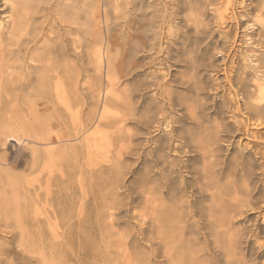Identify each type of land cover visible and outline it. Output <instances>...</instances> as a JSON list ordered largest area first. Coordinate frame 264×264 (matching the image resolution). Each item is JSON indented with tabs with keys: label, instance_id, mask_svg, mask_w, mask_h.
Instances as JSON below:
<instances>
[{
	"label": "bare ground",
	"instance_id": "obj_1",
	"mask_svg": "<svg viewBox=\"0 0 264 264\" xmlns=\"http://www.w3.org/2000/svg\"><path fill=\"white\" fill-rule=\"evenodd\" d=\"M42 1L2 0L0 227L2 223L24 236L29 217L37 225L40 205L51 196V182L64 177L60 169L70 158L80 156L83 169L96 165L101 171L104 159L110 165L105 184L111 180L117 190L125 188L122 167L131 159L134 178L128 191L134 205L128 210L147 228L142 231L149 253L130 264H264L260 253L264 198L259 199L260 194L264 196V169L256 165L249 146L229 155L222 150L237 128L231 123L236 114L242 113L249 121L264 118L262 36L252 42L261 44L262 54L244 57L237 69L229 68L224 58L221 67L212 61L217 48L209 22L227 21L232 0H225L224 5L217 3L220 0H92L90 16L100 45L94 54L93 74L88 69V52L94 49L87 52L85 45L90 42L84 44L82 34L86 25L94 24L84 19L88 23L83 22L84 30L75 29L91 9V0H54L50 7L59 27L83 37L79 47L70 38V45L79 50L73 49L78 53L74 57L68 44L54 36L56 24L46 25ZM112 2L115 39L109 30L105 36L102 30V25L111 26L106 6ZM104 5L101 15L99 8ZM250 6L245 7L246 13L257 14L253 21L264 33L263 9ZM160 67L171 76L160 74ZM216 70L225 75L224 86L218 78L212 80ZM107 125L114 128L112 133L105 132ZM112 137H118L120 144L114 145ZM68 198L67 193L59 200L64 203ZM86 198L87 192L81 191L82 220ZM121 203L114 201L109 209L121 206L123 210ZM261 209L262 222L250 226L248 216ZM107 215L111 230L119 216ZM128 234L121 235L127 250L131 245ZM8 250L0 245V264L3 256L16 253Z\"/></svg>",
	"mask_w": 264,
	"mask_h": 264
},
{
	"label": "rangeland",
	"instance_id": "obj_2",
	"mask_svg": "<svg viewBox=\"0 0 264 264\" xmlns=\"http://www.w3.org/2000/svg\"><path fill=\"white\" fill-rule=\"evenodd\" d=\"M46 1L47 0L45 1L43 0L41 2L42 5H40L41 3H39V5L42 8L44 7V9L49 11V12L46 11V18H45V20L47 19L46 25L52 26L56 24L57 26L58 25L60 26L58 17H57V20H58L57 21L56 17L53 16V19H52V15L50 14V10H51L50 7H53L55 4L54 0L52 1L48 0L49 3L48 1L47 2ZM51 2H52V5L50 4ZM92 2L94 1L91 0L88 2V7L91 6V9L89 8L90 11L86 8L88 10L87 12L88 14L85 17H89V18L84 17L83 19H81L79 21L80 23H78L75 26L76 27L75 29L81 27L82 30H84L85 24H88L87 22H85V20L88 21V19H89V22H91V24H94L90 16V13L93 10L92 4H91ZM217 3L218 4L220 3V5H224L225 0H220ZM43 4H45V6H43ZM249 4L251 5L250 9H254V7H260L264 11V0H232V5H233L231 6L232 12H230V15L227 17L228 19L227 21L224 20L220 24L214 23L213 21H211L212 23L209 22V29L213 30L212 32H214L212 41L215 45V48H217L216 49L217 51L215 50L214 52V58L212 60L215 67L216 66L221 67L222 66L221 63L224 58L225 60H227L228 66L230 65L229 68H232V70H234L235 68L237 69L239 67L238 64L242 62L244 57L248 58L254 55L260 56V54H262L263 50L262 48H260L261 44L260 45L256 44L257 46H255L252 44V42H255L257 38H259L257 37L259 35L262 36L260 38L261 39L260 41L263 42L264 33L261 32V30H259V29H262L261 27H259L260 25L254 22L256 19L255 15L257 14L255 13L254 15L252 13L253 11H251L250 14L246 13L245 7L249 6ZM104 7L105 5L102 7L100 6L99 8V10L101 11V15L104 14ZM35 8H36V5H35ZM106 8L110 15V19H111L110 25L111 26L110 28L105 29V25H102V28H103L102 30L104 32V36H105L106 30H109L110 35L113 37V39H115L114 37L115 35H117V33L115 32L116 30H114L116 29V26H114L115 25L114 13L112 12L114 11L113 2L108 7L106 6ZM47 13L49 14V16ZM2 14L4 15V6H3L2 0H0V20L4 17ZM241 15L243 16L246 15V16L243 17ZM262 19H264V17ZM83 22H85V24ZM251 23L252 25L256 23L255 25L252 26L254 29H252L250 25ZM56 25L53 26L55 27L54 32L57 29V32L54 33L55 34L54 36L55 37L57 36L56 38L59 42H63L65 45L68 44L67 45V47H69L68 50L71 49L70 52L72 51L71 53H73L72 57L78 54L74 52L79 51V50H76V48L79 47L80 42L82 41L83 37L87 39L86 40L87 42L85 41V39H83L85 42L84 44H87L88 42H90L89 44L85 46L88 48L90 47L89 49L88 48L86 49L87 52L89 50L92 51V49H94L93 52H91L93 55L90 53V51L88 52V54L91 55L88 60L90 64V65L88 64V67L90 66V68L88 69L90 70L89 71L90 74L91 73L93 74L94 54L97 48L100 47L98 43L99 37L95 35V31L97 30V28L95 27V24L93 25L94 27L92 25L90 26V23L86 25L85 30L87 32L85 31L84 33L86 35L82 34L83 37H81V39L79 37L81 36V34H78L76 32L75 33L78 35H76L75 33L68 34L63 27L58 26V28H60L58 29ZM248 26H250L251 28H249ZM93 28H96L94 32H93L94 30ZM87 29L89 30L90 34L88 33ZM58 33L63 34V36L58 35ZM222 33L228 34V35L223 37ZM49 35L53 37L55 40V37L52 36L53 34H49ZM92 35L94 37L96 36L95 38L96 40L95 39L93 40L94 37ZM88 36H91V37L88 38ZM99 36L101 37V35ZM70 38L72 39V41L73 40L77 41L75 43L77 46L75 49L72 45H70L71 43ZM62 39L67 40L66 42L68 43H66L65 40L63 41ZM73 49H74V52H73ZM90 58L93 60V62ZM160 68L162 69V72ZM160 68H157V69H160V74L168 75V77L171 76V73L165 70L164 67H160ZM216 72L217 70L212 72V75H211L212 80H215L218 78L220 82L222 83V86H224V83H225L224 81H226L225 75L222 73L220 74ZM101 82H104V79L103 80L101 79ZM96 83H100V81L98 80L96 81ZM221 95H223L222 92H221ZM225 96H226V93H225ZM88 101H90L91 103L90 98ZM233 104L231 105V108H232L231 110L235 112L234 114H236L237 112L235 111L234 109L235 106ZM241 104H243V101H241ZM241 114L242 113H238V115L240 116L236 114L235 118L232 119L233 121L231 123L233 124V126L237 128L233 127L235 128L233 130L234 133L229 134L228 145L226 143L222 146L223 155L225 154L229 155L233 153L234 150H237L239 148H240L239 150H243L245 146H249L250 149L252 148L251 149L252 154L258 161L256 165L258 164V167H261V168L263 167L264 169V118L263 119L261 118L260 120L257 118H251L252 120L249 121L246 119V117H244L243 114L242 115ZM237 129L239 130V132ZM113 130L114 128H111V125H107L105 127V132L107 133H112ZM246 130H248L249 132H247ZM247 137H250V138H247ZM111 139L114 145L120 144L118 137H112ZM106 142H109V140H106ZM71 159L72 158H70V161L64 166H62L60 169V170H63L64 177H61V176L57 177L55 180L51 182L50 199L48 201L43 199V203H41L40 205L41 213L37 217L36 222L38 223L37 225L43 228V230L40 231L37 229L36 227L37 225L32 222L34 220L33 216L29 217L26 221L27 232L26 234H24V236L23 235L21 236V234L16 232L12 227L11 228L4 227L5 225L1 223V226L3 227H0V245H4L7 250L9 249L8 251L10 252L11 250L16 252V253L11 252L9 256H3L2 257L3 264H44V263H48V264H114L116 260H117L116 264H130L129 262H132L133 260L137 261V260L147 257L149 250H148L147 243H145L146 241H144L145 240L144 237H146L145 236L146 234L143 233L142 231V229L146 230L147 228L145 226L141 227L139 220L133 218V215L130 214L131 212L128 210V207L129 209H131L130 207L134 205L132 204L133 196H131L130 192L128 191V187L130 186V183H131L130 181H132L134 178L131 173V170L133 167L132 160L128 159L125 162V166L124 167L121 166L122 171L124 170L123 173L121 174L122 175L121 177H123V180L125 182V183L124 182L122 183L123 184L122 186H124L125 188L123 187L124 189L117 190V188H115L116 185L114 184L115 185L114 186L111 180H109L110 181L108 183L109 185L105 184L106 182L105 180L108 174V168L110 165L106 162L104 163V159H103V162L101 161L102 163L100 164L102 168L104 167L102 171L101 169H98L96 165L94 169H90V168L87 169V167L86 168L84 167L83 169L81 165L82 159L80 156L78 157L77 160L75 159L71 160ZM76 163L77 165L76 167H74V164ZM112 176H114L113 171L110 172L109 179H112L113 178ZM99 189H102V190L100 191ZM111 189L112 190L114 189L113 192ZM83 190L87 192V198H86V212H85L86 215H85V218H83L82 220L81 219L82 217L79 214V206L81 203V191ZM67 193L70 196V198H68V200H65L64 203H61L60 200L64 198V196L66 197ZM103 193H104V196H103ZM113 194L123 195L122 198H124V200L122 198L120 199L124 205V207L122 206L123 210L121 206L117 207L120 210L116 209L112 211L111 209H109L114 206L113 205L114 201L119 204L121 203L119 202L120 200L111 198ZM261 197H262V194H260V198H259L262 200L264 196L262 198ZM43 198H46V197L44 196ZM45 202L47 205L45 204L44 206ZM261 211L263 212V210L261 209L260 211L256 210V212L250 213L251 215L248 216L251 219L250 220L251 222L249 224L250 226H253L254 224L259 225L262 222L260 220L261 215L259 214V213H262ZM108 212L109 213L115 212L116 218L119 216L115 220V224H116V221H118L117 222L118 224L113 225V229L111 228V230H109L110 229L109 226H111V224L109 225L108 223L111 222V219L109 215H107L109 214ZM122 232L124 233L122 234ZM128 232L130 233L128 234L129 235L128 237H130V239L128 238L127 242L129 241L133 247H137L136 248L137 251L134 250L131 245H129V250L125 248V244H124L125 241L123 243V237H121V235L124 236V234H127ZM130 240L131 241L133 240L136 246ZM262 240L264 242V238ZM20 244H22V246ZM18 245H20V247H18ZM138 247L140 250L138 249ZM120 251L124 253L125 255L124 254L121 255ZM132 251L134 252L132 253ZM137 252H140V253L138 254ZM260 253L261 255L264 256V248L261 250ZM134 254L136 257L134 256ZM141 256L142 258H139Z\"/></svg>",
	"mask_w": 264,
	"mask_h": 264
}]
</instances>
